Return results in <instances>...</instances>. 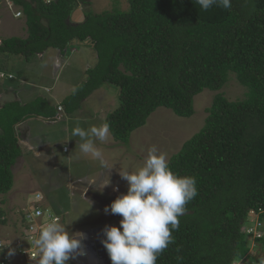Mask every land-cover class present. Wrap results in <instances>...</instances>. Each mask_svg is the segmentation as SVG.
Returning a JSON list of instances; mask_svg holds the SVG:
<instances>
[{
  "label": "trees",
  "instance_id": "obj_1",
  "mask_svg": "<svg viewBox=\"0 0 264 264\" xmlns=\"http://www.w3.org/2000/svg\"><path fill=\"white\" fill-rule=\"evenodd\" d=\"M11 1L24 15L28 36L0 35V72L7 70L8 55L29 60L51 48L70 67L75 55L95 51L97 62L86 71L89 81L75 102L102 85H117L119 106L104 123L120 143L127 144L158 107L191 117L196 95L218 92L204 127L169 160L175 173L196 177L198 195L186 205L173 242L156 264L245 259L251 240L242 227L250 223L252 210L264 221V0H231L229 9L208 11L195 0H125V9L89 11L78 22L72 14L90 1ZM231 74L246 90L242 99L229 100L220 91ZM49 101L37 96L26 104L0 106V193L11 190V168L21 155L17 125L29 116L54 115L56 105ZM75 102H65L68 112L75 111ZM253 242L264 251V235ZM245 262L264 264V257Z\"/></svg>",
  "mask_w": 264,
  "mask_h": 264
},
{
  "label": "rangeland",
  "instance_id": "obj_2",
  "mask_svg": "<svg viewBox=\"0 0 264 264\" xmlns=\"http://www.w3.org/2000/svg\"><path fill=\"white\" fill-rule=\"evenodd\" d=\"M88 1H90V4H80L77 6V9H75L71 17L74 22L81 21L85 13H88L89 11L101 13L118 8L125 9L128 6L125 0H121L119 3L115 0ZM17 9L21 11L20 8L17 7ZM12 10L13 6L8 0H0V32H5V36L27 37L28 32L23 13L21 19L14 20ZM14 30L17 31L11 34ZM77 47H80V45H77ZM46 52L48 53L46 59L39 56H33L30 61H26L18 55H8L4 57L7 59V62L12 69L17 72L19 79L26 77V71L30 70L33 73V70L38 72L46 69L47 72L45 73L48 74L47 80L56 83L54 86V93L59 94V96L62 97V95L66 93L65 91L69 90V93L61 98V100L70 101L71 103L75 102L78 97L79 89L82 87V83L86 79L89 81L87 72L82 73V71L78 70L75 62L80 63L83 67L89 62L90 64H88L87 67H94L95 64H92L91 62L93 58L95 59V51L92 53L87 50V52H83L78 57L75 55L73 64L70 67H67V64L65 63L63 66L64 68L61 70L53 68L54 58L57 53L56 50L50 48L46 49ZM69 53L72 56L71 50H69ZM30 74L31 73L29 72V76ZM84 74L85 77L83 78L82 75ZM230 77L228 83L220 91L229 100H239L244 98L246 91L245 88L237 82L234 74H231ZM19 79L17 81L6 79L7 81L5 80V83L6 85L15 84L19 86L21 85ZM65 80H67V84L72 87L68 88L63 86L62 81ZM79 80L83 81L78 83L75 87L73 84L75 81ZM0 82L2 81L0 80ZM23 91L26 96L34 93L27 84L23 86ZM216 93L218 92L206 89L196 95L194 97L195 113L191 117H180L174 114L169 108L158 107L150 114L145 125L131 133L127 144L120 143L114 139L116 143L113 141V144H111L112 153H108V157L113 165L120 161L118 163L121 165L120 171H133L143 164L148 149L153 145H155L160 151L167 153L170 160L174 154L180 151L185 142L194 137L204 127L208 115L206 110L212 105ZM119 96L120 90L117 85H102L89 93L87 98L83 97L82 101L78 104L75 102L76 109L72 112V115L73 117L77 116L76 118H72L71 122L68 121V124L65 121L58 122L52 126L38 121L32 123V126L35 130H39L38 132L43 138L53 139V145L45 151L42 150V155L40 157H35V151H28V154L30 153V155H26L28 162H24L22 158L17 159V162L12 169L13 190L6 195H0V212H2V217H5L6 220V223H0V238L6 242L10 241V243L14 242L11 241L14 240V238L15 240L21 239L20 241H22L20 235L23 233L24 227L22 226L21 215L19 212L21 211L24 213V210L30 207V203L34 198V192H30L28 196H26L27 194L25 193L28 191H34L30 188H34L36 185V190L38 186V189H41L48 198L46 200V205L51 212H60L57 206L59 202L64 205L66 215H58L63 216L64 220L62 223L68 224L67 227L70 232L75 235H81L84 232H86L84 236H86V234H89L90 236L92 235L96 240L95 244L98 246V249L99 245L103 247L101 249L102 256L104 252H107L104 251V245L102 243L100 244L103 228L106 225L111 224L119 226V221L122 217L110 213L105 214L103 207L110 205L111 202L121 194V189H123V193H125L128 184L125 180L124 184H120L121 189L118 186V191L115 190L114 193L106 192L105 194H91L88 192L91 201H89L87 197L83 198L82 194L85 192H79L82 190L81 182H76L74 179L75 181L73 180L72 183H69L72 179L68 176V173H75L76 175L81 174L84 177L83 173H88V171H90V175H94L96 179L92 182H87V184H91V189H89V191L93 189L102 192V188L105 191H113L112 188L115 189L116 185L114 182L110 183L111 179H115L116 182H119L121 179L119 177H113L115 175L113 173V166L110 170H105L100 167L97 162L92 161L83 154L80 157H76L74 150L78 148L76 145L79 142V138H73L70 134L73 128L78 125L87 128L85 124L87 120L90 121L88 123H91L92 125L94 115L91 116L90 114H97L101 118L103 115V117L106 118L107 113L112 112L119 106ZM6 99H10V96H3L2 104L6 102ZM57 101L58 100H52L54 103ZM67 108L70 110L71 106L67 105ZM81 112L82 114H80ZM78 115L85 119L78 118ZM95 122L98 124L96 118ZM100 145L101 144H98V147H100ZM23 147H25L24 144ZM38 147L40 146L38 145ZM38 147H35V149H38ZM64 147H67L69 152H66V150L64 151ZM66 181L68 183L67 185ZM108 183L110 187H106V184ZM44 215L46 216V213ZM95 244L91 243L90 246L85 244V252L88 249L91 251H87L88 254L86 255L89 257L86 256L85 260H81L76 256L75 259H70L68 264L71 262L77 264H111L109 256H106L105 258L96 256L98 249ZM255 257H264V251L254 248V242L252 240L250 243V253L246 256V259L251 260ZM15 260L21 264H26L25 257L23 256H19L20 261L17 258ZM240 260H237L235 264H241Z\"/></svg>",
  "mask_w": 264,
  "mask_h": 264
},
{
  "label": "clouds",
  "instance_id": "obj_3",
  "mask_svg": "<svg viewBox=\"0 0 264 264\" xmlns=\"http://www.w3.org/2000/svg\"><path fill=\"white\" fill-rule=\"evenodd\" d=\"M8 1L13 6L14 20L21 19L22 12L11 0ZM52 1L45 0L46 3ZM195 3L203 11H208L213 7L231 8V0H195ZM63 112L64 109L59 104L56 105L54 115L42 117L48 118L47 121L52 123H58L64 121ZM70 135L73 138H79L78 149L81 154L97 162L100 167H108L104 154L97 144V142L105 143L110 137V128L107 123L99 126L91 125L87 128L78 125L73 128ZM67 149L64 147V150L67 151ZM120 175L127 181V191L118 195L110 205H106L104 212L105 214L119 215L122 218L119 221V226L111 224L103 228L100 244L102 243L105 247L104 251H107L103 253V256L101 253L103 247L99 245L98 249L92 235L84 236L86 232L75 235L70 232L68 224L62 223L63 216L58 215H66V213L61 210L57 211L58 213L51 212L49 207L42 203V195H34L30 207L25 209L24 213L20 211L19 214L24 227L20 236L23 237L25 229L28 227L23 219L25 213L34 212L36 209L42 211V217L38 220L44 226L39 230V234L34 240L37 254L32 257L36 260V264H68L70 259H75L76 256L80 258L83 254L82 250L86 249L85 244L90 246L91 243L95 244L98 249L96 256L103 258L109 256L111 264H156L159 255L173 242L172 233L178 230L179 217L184 215L186 205L198 195L197 179L192 175L175 173L170 167L167 153L160 151L155 145L148 149L141 166L133 171H120ZM114 190L118 191V188ZM82 196L91 201L88 192L83 193ZM256 215L259 218L258 213L252 214L251 212V219ZM249 224H251V220ZM246 225L242 227V233L252 242L255 238L245 232ZM0 239L5 243L0 246V251L4 247H8L7 255L13 256L15 249L9 246L10 241L6 242L2 238ZM17 240L14 238L11 240L14 241L11 244L15 245ZM32 246L33 244H31ZM245 259L238 260L241 264H247Z\"/></svg>",
  "mask_w": 264,
  "mask_h": 264
},
{
  "label": "crops",
  "instance_id": "obj_4",
  "mask_svg": "<svg viewBox=\"0 0 264 264\" xmlns=\"http://www.w3.org/2000/svg\"><path fill=\"white\" fill-rule=\"evenodd\" d=\"M17 30H14V32H11V34H13V33H15ZM6 33H7V31H6ZM5 34V32H1V36L2 37H11V36H5L4 35ZM8 34V33H7ZM56 50V49H55ZM56 55H55V58H54V64H53V68H56V70H61V69H63L64 67V64L66 63L67 64V62L65 61L64 62V57H63V55L61 54V52L60 51H58V50H56ZM38 56L39 57H41V58H43V59H46L47 57H48V53L46 52V50L44 51V52H42V53H40V54H38ZM23 58V57H22ZM24 59V58H23ZM24 60H26V61H30V59L29 60H27V59H24ZM95 62V63H94ZM96 62H97V59H96V57H95V59L93 58V60H92V64H96ZM4 63H6V68H7V70H4V71H6V72H4V73H6V74H11L13 77L11 78V79H9V80H12V79H15L14 81H17L19 78H18V74H17V72H15L14 71V69H12V67L8 64V62L6 61V62H4ZM88 64H90L89 62L88 63H86L85 64V66L83 67H81L79 70L80 71H82V73H85L89 68L87 67L88 66ZM68 65V64H67ZM88 68V69H87ZM29 72L31 73L30 74V76H29ZM45 72H47V70L45 69H43V71L42 70H40V71H38V72H35L34 70H33V73H32V71H26L25 73V75H26V77L25 78H20L19 79V83L21 84V85H15V84H9V85H6V83H5V81H3V82H0V98H1V100H0V106L2 105V97L3 96H10V99H6L5 101L6 102H10V101H22V103H24V104H26V103H28L29 101H31V100H33L34 98H36L37 96L39 97V96H42V97H45V98H52V99H50V103L51 104H53V105H59V104H61L62 105V107H63V109H64V112H63V119H64V121L68 124V121L69 122H71V119L72 118H76V116L75 117H73V115H72V112H68V109H67V106H66V104H65V102L66 101H62L61 100V98H63V97H65L68 93H69V90L68 91H65L66 93L64 94V95H62V97H60L59 96V94H55L54 93V86L56 85V83L55 82H49L48 80H47V73H45ZM33 74V75H32ZM35 75V76H34ZM37 75V76H36ZM82 77L84 78L85 77V74L84 75H82ZM84 80V79H83ZM83 80H79V81H75V83L73 84V85H75V87L77 86V84L78 83H81ZM7 81V80H6ZM62 83H63V86H65V87H68V88H70V87H72V86H69L68 84H67V80H65V81H62ZM25 84H27L28 86H29V88H31V90L34 92V93H32V94H29L28 96H26V94H25V92L23 91V86H25ZM58 100L57 102H52V100ZM4 104V103H3ZM84 105H85V102H84ZM85 110H86V108H85ZM98 112V111H97ZM80 114H82V112L80 113ZM84 114V113H83ZM91 116H93V119H92V125H97V126H99L100 124H103L104 123V117H103V115H102V118L100 117V116H98L97 114H90ZM30 117V116H29ZM78 118H80V119H85V118H81L80 117V115H78ZM95 118L98 120V124H96V122H95ZM47 119L48 118H45V117H42V116H33V117H31V118H28V119H26L24 122H22V123H20V124H18L17 125V132H18V135H19V139H18V145H19V147H20V150H21V155L17 158V159H20V158H22V160L24 161V162H28V160H27V158H26V155L28 154V151H35V157L37 156V157H40L41 155H42V150L43 151H45V150H47L49 147H51L52 145H53V142H52V140L53 139H51V138H43L40 134H39V130L37 131V130H35V128L32 126V124L31 123H33V122H35V121H38V122H40V123H43V124H48V125H50V126H52L53 124H56V123H52V122H50L49 120L47 121ZM60 122H63V120L62 121H60ZM88 122H90V121H88L87 120V122L85 123L86 124V127H88V126H90L91 125V123H88ZM39 135V136H38ZM71 138V137H70ZM113 141L115 142V140H114V138L112 137V135H111V133H110V137H109V139H108V141H106L105 143H103V144H101V143H99V142H97V144H101L100 145V148H101V150H102V152H103V154H104V157L105 156H107V157H105V159H106V161H107V164H108V167L107 168H104V167H102L103 169H105V170H110L111 168H112V166H113V173L115 174L113 177H115V178H117V177H119L121 180H119V182L117 181H115V179H111V181H110V183H112V182H114V184L116 185V188H118V186L120 187V184H124L125 183V180L121 177V175H120V167H121V165L120 164H118V163H116V164H114L113 165V163L111 162V160H110V158L108 157V153H112V147H111V144H113ZM24 142V143H23ZM80 142V141H79ZM79 142H78V144L76 145L77 147H78V145H79ZM21 143H23L24 145H25V147H23V144H21ZM116 143V142H115ZM38 145L40 146V147H38ZM35 147H38V149H35ZM63 150H64V148H63ZM65 151V150H64ZM75 151V154H76V157H80L82 154L79 152V149L77 148V149H75L74 150ZM66 152H69V149H67V151ZM121 153V152H120ZM28 155H30V153L28 154ZM108 158V159H107ZM17 159H16V162H17ZM21 160V161H22ZM16 162H15V164H16ZM14 164V165H15ZM14 165H13V167H14ZM13 167L11 168V170L13 169ZM123 170V169H122ZM84 174V177L81 175V174H70V173H68V176H70V178L72 179V180H70L69 181V183H72V181L75 179L76 180V182H81V184H82V187H81V189L82 190H80L79 192H89V193H91V194H100V193H102V194H105L106 192L108 193H114V189L112 188V190L113 191H105V190H103V188L101 189V191L102 192H98V191H95V190H90L89 191V189H91L90 188V186H91V184L90 183H88L87 184V182L89 181V182H92V181H94L95 179H96V177L94 176V175H90V171H88V173H83ZM109 174V173H108ZM74 180V181H75ZM82 180V181H81ZM55 183H56V181H55ZM68 183H67V181H66V185H67ZM70 185V184H69ZM72 186V185H71ZM14 187V186H13ZM36 185L34 186V188H30V189H33L34 191H28V192H26L25 194H27L26 196H28V194H30V192H34L33 194L36 196V194H44V192L41 190V189H38L39 187L37 186V190H36ZM106 187H110L109 186V183L108 184H106ZM120 189H121V187H120ZM13 190V188H11V190L9 191V192H11ZM8 192V193H9ZM120 193H123V189H121V192ZM7 193H5V194H2V193H0V195L2 196V195H6ZM34 196V197H35ZM42 197H43V199H42V203H44V204H46V200L48 199L46 196H45V194L44 195H42ZM19 201H22V200H19ZM87 201V200H86ZM58 208H59V210H61L62 212H64V213H66V211H65V207H64V205L63 204H61L60 202L58 203ZM104 208V207H103Z\"/></svg>",
  "mask_w": 264,
  "mask_h": 264
},
{
  "label": "built area",
  "instance_id": "obj_5",
  "mask_svg": "<svg viewBox=\"0 0 264 264\" xmlns=\"http://www.w3.org/2000/svg\"><path fill=\"white\" fill-rule=\"evenodd\" d=\"M1 43V37H0ZM13 77L11 74H6L4 72H0V78L4 77ZM255 212L252 211V214ZM42 217L41 209H36L34 212H26L24 215V221L27 223L28 227L25 229V233L23 235L22 241L18 239L16 244L13 245L10 243V247L15 249V254L11 257L7 255L8 247H4L2 251H0V264H21L17 262L15 259L19 260V256L25 257L26 264H36V260L32 257L36 256L37 250L34 246V240L39 234V230L44 226V224L38 219ZM50 217V215H48ZM245 232L249 234L253 238H259L264 235V221L259 220L256 215L253 219H251V224H247L244 228ZM0 239V246L4 245ZM31 244L33 246L31 247ZM81 260H85V257L88 256L85 251L82 252ZM89 257V256H88ZM20 261V260H19ZM235 264V263H234Z\"/></svg>",
  "mask_w": 264,
  "mask_h": 264
},
{
  "label": "flooded vegetation",
  "instance_id": "obj_6",
  "mask_svg": "<svg viewBox=\"0 0 264 264\" xmlns=\"http://www.w3.org/2000/svg\"><path fill=\"white\" fill-rule=\"evenodd\" d=\"M31 117H33V116H30V117H28V118H31ZM28 118H27V119H28ZM31 124H32V123H31Z\"/></svg>",
  "mask_w": 264,
  "mask_h": 264
}]
</instances>
